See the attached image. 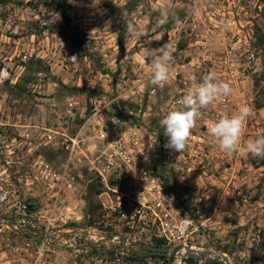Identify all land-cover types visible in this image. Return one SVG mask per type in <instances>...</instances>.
Segmentation results:
<instances>
[{"label": "rangeland", "instance_id": "obj_1", "mask_svg": "<svg viewBox=\"0 0 264 264\" xmlns=\"http://www.w3.org/2000/svg\"><path fill=\"white\" fill-rule=\"evenodd\" d=\"M164 43L174 59L160 87L151 83L147 53ZM210 73L232 91L200 110L186 149L160 174L197 250L230 264H264V158L243 147L227 154L207 133L210 121L248 105L242 145L264 135V0H0V264H35L32 244L47 227L54 236L122 225L87 169L96 119L116 111L160 129L166 143L161 119ZM48 129L78 135L86 156L68 162L44 142ZM43 159L60 172L67 165L74 179L55 206L35 179ZM190 264L226 262L203 255Z\"/></svg>", "mask_w": 264, "mask_h": 264}, {"label": "built area", "instance_id": "obj_2", "mask_svg": "<svg viewBox=\"0 0 264 264\" xmlns=\"http://www.w3.org/2000/svg\"><path fill=\"white\" fill-rule=\"evenodd\" d=\"M77 110L76 103L70 102L69 115L76 116ZM80 114L86 118L85 111ZM94 126L98 144L93 145L87 169L107 189L100 194L106 196L103 207L122 225L73 229L67 235L58 232L54 236L47 227L44 239L32 244L35 264H190L201 259L190 256L199 252L189 240L191 222L177 219L175 196L160 174L162 163L178 153L165 147L161 130H149L116 111L96 119ZM42 138L62 150L68 162L79 154L86 156L78 135L48 129ZM36 164L35 179L52 193L55 206L64 191L74 187V179L68 176L67 165L60 172L44 159ZM113 182L116 184L110 187ZM145 243L170 247L171 252L168 256H141Z\"/></svg>", "mask_w": 264, "mask_h": 264}, {"label": "clouds", "instance_id": "obj_3", "mask_svg": "<svg viewBox=\"0 0 264 264\" xmlns=\"http://www.w3.org/2000/svg\"><path fill=\"white\" fill-rule=\"evenodd\" d=\"M129 32L137 39L142 35L131 23ZM147 54L152 57L151 83L163 87L169 79L170 64L174 59L173 48L169 43H164L158 49L149 50ZM231 91L227 82H217L215 73L206 75L202 82L194 80L160 121L164 128L163 134L167 137L165 147L178 153L183 152L200 110L229 95ZM251 115V107L241 105L235 113L222 114L218 119L210 121L207 133L227 154L243 147L253 156L264 158V135L249 139L242 145L244 127Z\"/></svg>", "mask_w": 264, "mask_h": 264}, {"label": "water", "instance_id": "obj_4", "mask_svg": "<svg viewBox=\"0 0 264 264\" xmlns=\"http://www.w3.org/2000/svg\"><path fill=\"white\" fill-rule=\"evenodd\" d=\"M171 252L170 247H163V246H153L148 243H145L143 245V251L139 253L141 256H146V255H160V256H168ZM203 255H207L208 258L213 257V258H218L222 259L226 262V264H230L228 257L226 256H218L213 253H203V252H198L196 255L195 254H190L191 257L194 258H202Z\"/></svg>", "mask_w": 264, "mask_h": 264}]
</instances>
